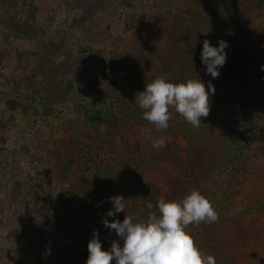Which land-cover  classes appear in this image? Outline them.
<instances>
[{"label": "rangeland", "instance_id": "rangeland-1", "mask_svg": "<svg viewBox=\"0 0 264 264\" xmlns=\"http://www.w3.org/2000/svg\"><path fill=\"white\" fill-rule=\"evenodd\" d=\"M206 39L228 44L215 79ZM160 75L214 85L199 128L130 117ZM193 188L219 214L197 245L264 264V0H0V264H86L94 232L119 240L111 197L146 219Z\"/></svg>", "mask_w": 264, "mask_h": 264}, {"label": "clouds", "instance_id": "clouds-1", "mask_svg": "<svg viewBox=\"0 0 264 264\" xmlns=\"http://www.w3.org/2000/svg\"><path fill=\"white\" fill-rule=\"evenodd\" d=\"M227 47L223 40L218 46H213L207 39L203 41L201 60L206 65V74L214 79L220 76L219 69L226 63ZM210 93H215L211 81L206 88L199 78L177 83L160 75L136 94L135 103L143 110V120L157 131L169 128L173 110L193 128H199L201 118H206L211 111ZM152 146L163 149L167 141L161 137L153 140ZM110 199L113 208L108 210L107 216L124 212L125 217L122 222L104 218L102 223L109 230H115L119 240H113L110 248L105 250L98 231L94 232L87 245L86 264H112L113 261L115 264H217L216 258L204 252L189 231L190 226L219 221L212 202L198 189H191L179 200L161 198L155 205L148 202L146 219L127 215L123 196L115 195ZM154 208L157 211H151Z\"/></svg>", "mask_w": 264, "mask_h": 264}, {"label": "trees", "instance_id": "trees-1", "mask_svg": "<svg viewBox=\"0 0 264 264\" xmlns=\"http://www.w3.org/2000/svg\"><path fill=\"white\" fill-rule=\"evenodd\" d=\"M22 25H23V27H22ZM22 25H17L16 27L19 28V29H22L23 31H26L25 30L26 29L25 24H22ZM142 114H143V110L140 109L139 106H133V109H132V111L130 112L129 115L132 118H135V117L142 118ZM132 118H130V119H132ZM53 218H54L53 221H56L55 215H53ZM80 230L83 231L84 229L80 228ZM216 261H217V264H225V261L221 260V258L216 259Z\"/></svg>", "mask_w": 264, "mask_h": 264}]
</instances>
